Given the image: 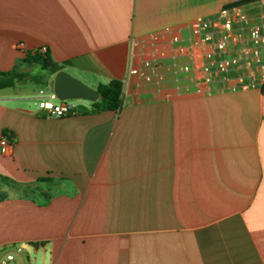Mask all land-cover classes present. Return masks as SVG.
Segmentation results:
<instances>
[{
  "label": "crops",
  "instance_id": "0c3cea01",
  "mask_svg": "<svg viewBox=\"0 0 264 264\" xmlns=\"http://www.w3.org/2000/svg\"><path fill=\"white\" fill-rule=\"evenodd\" d=\"M241 1L0 0V72L31 68L23 43L47 46L92 88L123 83L119 111L86 114L82 101L60 118L0 90V138L13 141L0 150V251L28 246L49 264H264V88L186 95L167 75L127 76L132 41Z\"/></svg>",
  "mask_w": 264,
  "mask_h": 264
},
{
  "label": "built area",
  "instance_id": "2783aa9c",
  "mask_svg": "<svg viewBox=\"0 0 264 264\" xmlns=\"http://www.w3.org/2000/svg\"><path fill=\"white\" fill-rule=\"evenodd\" d=\"M147 42L149 50L139 66L133 65L135 50ZM21 52H48L47 46L27 49L18 43ZM264 0L229 4L208 17H199L175 30L166 29L150 35L142 42L132 41L127 76H139L151 82L167 75L175 91L186 95H210L220 92H248L264 88ZM162 70V73L160 74ZM38 108L50 117L73 114L75 106L60 101L41 89ZM53 100H57L55 103ZM12 138H0V150L8 154ZM26 251L20 246L0 251V264H25L17 261Z\"/></svg>",
  "mask_w": 264,
  "mask_h": 264
},
{
  "label": "trees",
  "instance_id": "16d2710c",
  "mask_svg": "<svg viewBox=\"0 0 264 264\" xmlns=\"http://www.w3.org/2000/svg\"><path fill=\"white\" fill-rule=\"evenodd\" d=\"M248 1L251 0H244L235 3V5ZM22 65L31 68L38 66L43 71V74L39 73L35 76L36 80L39 81L43 87H49L50 77L61 70V68L52 60L48 52L44 54L28 53L25 55ZM26 77L27 73L23 72L21 69L0 72V90L14 87L16 83L24 80ZM97 90L100 95L103 96V99L92 103V109L87 111L86 114L100 113L104 111H119L121 109L123 99V83L121 81L113 80L109 84L100 85Z\"/></svg>",
  "mask_w": 264,
  "mask_h": 264
},
{
  "label": "rangeland",
  "instance_id": "374dc122",
  "mask_svg": "<svg viewBox=\"0 0 264 264\" xmlns=\"http://www.w3.org/2000/svg\"><path fill=\"white\" fill-rule=\"evenodd\" d=\"M27 73V77L24 79L27 82L24 83V80L18 82L15 84L14 89H9V93H20L22 96L21 103H30L31 106H34L35 104L38 105L39 100V92L41 89H45L46 93H50V90L52 89V82L54 75L50 77V84L49 87H43V85L36 80V75L41 73L43 74V71L38 67L34 66L33 68H28V70L25 72ZM55 103H57V100H53ZM79 102H82V100H71L69 101L70 104H77ZM21 247V246H20ZM25 250L28 252V255L17 256V261L19 263H25V264H49L50 258L47 255L44 257L41 253L36 254L32 248L26 246Z\"/></svg>",
  "mask_w": 264,
  "mask_h": 264
},
{
  "label": "water",
  "instance_id": "95a60500",
  "mask_svg": "<svg viewBox=\"0 0 264 264\" xmlns=\"http://www.w3.org/2000/svg\"><path fill=\"white\" fill-rule=\"evenodd\" d=\"M25 82L27 81L24 80ZM51 90L60 101L82 100L95 103L103 99L97 89L88 86L64 70L54 75Z\"/></svg>",
  "mask_w": 264,
  "mask_h": 264
}]
</instances>
